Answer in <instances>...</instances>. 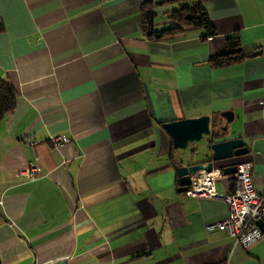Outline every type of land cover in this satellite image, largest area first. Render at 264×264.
Returning a JSON list of instances; mask_svg holds the SVG:
<instances>
[{
	"label": "crops",
	"instance_id": "crops-1",
	"mask_svg": "<svg viewBox=\"0 0 264 264\" xmlns=\"http://www.w3.org/2000/svg\"><path fill=\"white\" fill-rule=\"evenodd\" d=\"M195 1L215 34L149 36L148 10L156 33L179 25L173 0H0V80L18 94L0 121L1 264H264V238L244 247L210 227L222 199L180 190L176 167L209 158L162 126L210 115L222 133L209 145L249 149L216 169L249 161L264 192V0ZM233 36L246 57L214 66ZM31 163L36 175L19 174Z\"/></svg>",
	"mask_w": 264,
	"mask_h": 264
},
{
	"label": "built area",
	"instance_id": "built-area-1",
	"mask_svg": "<svg viewBox=\"0 0 264 264\" xmlns=\"http://www.w3.org/2000/svg\"><path fill=\"white\" fill-rule=\"evenodd\" d=\"M50 141L54 146H62L70 138L66 134H60L51 137ZM237 168L229 193L220 192L216 188V180L224 176L223 171L218 168L212 171L202 169L190 174L191 183L186 194L192 197L222 199L228 205V214L210 227L219 228L222 238L232 237L237 243L247 247L264 238V231L258 225L259 220L264 223V192L256 190L251 162H239ZM38 171V165L31 163L19 174L32 177Z\"/></svg>",
	"mask_w": 264,
	"mask_h": 264
},
{
	"label": "water",
	"instance_id": "water-1",
	"mask_svg": "<svg viewBox=\"0 0 264 264\" xmlns=\"http://www.w3.org/2000/svg\"><path fill=\"white\" fill-rule=\"evenodd\" d=\"M147 18L151 30H154L153 11H147ZM221 116L227 122L234 118L232 110L221 112ZM163 128L172 138L173 147L175 149H188L190 144L200 141L205 135L213 136L214 131L213 120L210 115H201L198 117L183 118L171 120L163 123ZM227 125L222 130H226ZM210 158L206 162L194 163L190 165H179L176 167L180 190L186 192L191 183L190 174L205 169L212 171L216 169L215 165L225 159L244 156L249 153L248 147L245 145L242 137H235L226 140L213 141L209 145ZM225 175L235 174L238 170L237 164L228 165L221 169ZM258 225L264 231V223L259 220Z\"/></svg>",
	"mask_w": 264,
	"mask_h": 264
},
{
	"label": "trees",
	"instance_id": "trees-1",
	"mask_svg": "<svg viewBox=\"0 0 264 264\" xmlns=\"http://www.w3.org/2000/svg\"><path fill=\"white\" fill-rule=\"evenodd\" d=\"M180 2L181 6L178 10L174 11L171 18L178 22L179 25L170 29L163 30L156 33L151 30L149 22L145 17L143 20L144 30L149 36H166L171 34L179 33L183 30L185 26H197L204 27L208 30L210 35L215 34V28L210 21V18L205 10V8L195 0H173ZM152 2L144 4L143 9L147 10L152 6ZM3 25L0 23V31H2ZM230 51L219 55L212 59V64L214 66H225L236 62H241L244 60L246 55L242 52L237 36L229 37L227 39ZM17 91L8 79L0 80V121L5 118L6 115L12 113L17 105ZM221 131H214L213 137H219ZM172 161L174 164L175 157L172 155ZM1 264V263H0Z\"/></svg>",
	"mask_w": 264,
	"mask_h": 264
},
{
	"label": "rangeland",
	"instance_id": "rangeland-1",
	"mask_svg": "<svg viewBox=\"0 0 264 264\" xmlns=\"http://www.w3.org/2000/svg\"><path fill=\"white\" fill-rule=\"evenodd\" d=\"M218 127L219 125L215 124L216 131L220 130ZM208 139L209 136L205 135L200 141L194 143L195 149H191V150H195L197 155L200 156L202 155L204 157L203 160L210 157Z\"/></svg>",
	"mask_w": 264,
	"mask_h": 264
},
{
	"label": "flooded vegetation",
	"instance_id": "flooded-vegetation-1",
	"mask_svg": "<svg viewBox=\"0 0 264 264\" xmlns=\"http://www.w3.org/2000/svg\"><path fill=\"white\" fill-rule=\"evenodd\" d=\"M210 158V157H209Z\"/></svg>",
	"mask_w": 264,
	"mask_h": 264
}]
</instances>
